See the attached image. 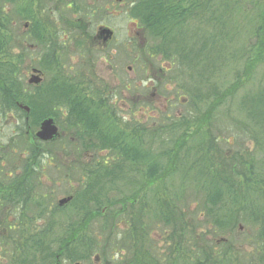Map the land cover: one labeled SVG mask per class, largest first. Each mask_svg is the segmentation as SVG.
I'll list each match as a JSON object with an SVG mask.
<instances>
[{"label": "rangeland", "instance_id": "1", "mask_svg": "<svg viewBox=\"0 0 264 264\" xmlns=\"http://www.w3.org/2000/svg\"><path fill=\"white\" fill-rule=\"evenodd\" d=\"M67 1L72 2L70 7L47 3L44 12L35 9L34 17L37 20L48 17L55 30L56 42L63 43L55 65L59 66L68 84L83 87L86 85L81 81L83 78L90 80L96 75L104 84L113 87V90L77 91L90 95L87 96L90 102L98 99V102L111 104L110 118L114 129L123 132V138L134 137L143 153L152 155L160 169H167L166 174L172 171L169 166L181 163L185 167L190 164V152L186 155V150L196 143L190 141V136L199 126V120L193 117L201 116L206 109L204 98L210 101L212 92L224 91L237 82L233 98L221 104L215 119L199 128L200 134L206 132V138L208 135L218 136L217 143L226 156L237 153L253 157L255 167H263V173L259 174L264 178V107L261 104V110H256L260 103L258 97L264 99V0H215L218 8L214 7L212 15L198 10L196 16L187 17L180 32L171 35L168 47L161 48L162 52L152 50L149 37L138 21L129 16L130 0ZM18 23L19 32L25 33L19 36L18 32L17 44L18 48H25L21 51L24 55L20 68L22 79L27 85L33 68L42 76L41 89L35 90L33 85L26 89L34 94L48 89L57 77L56 67H41L42 47L30 33L27 34L28 23ZM99 25H106L114 32L112 40L105 46L93 42ZM155 45H159V41ZM17 51L15 53L19 54ZM214 87L217 89L212 90ZM195 101L197 105L192 106ZM44 104L52 114L48 117H52L59 128L60 137L38 149L44 154L35 165L32 164L36 170L28 178L30 187L26 189L27 193H23L25 201H15L17 195L9 204L0 201V264H17V258L23 252L32 253V248L23 251L24 243L29 241L30 235L48 228L52 214L57 220H54L56 225L77 219L71 204L61 210L57 202L75 194L87 181L83 164H87V169L94 175L95 171L101 170L99 167L105 168L104 161L110 168L119 159L114 148L109 153H105L104 148L99 152L88 150L93 156H83L79 148H74L80 147L78 142L69 143L72 129L68 130L64 122L68 108L50 105L47 101ZM253 106L256 118L248 117V110ZM19 127L20 124L8 113L5 117L0 115V182L5 185L22 173L26 150L33 146V134L38 128H22L20 138ZM196 138L197 135L192 140ZM101 150L104 152L100 153ZM160 169L155 180L148 184L141 176L145 166L140 164L139 168L130 171L133 181L128 182V186L127 181L120 183L124 190L131 193L136 189L138 196L140 194L146 242L152 246L156 257L162 261L171 255L176 257L177 252L183 263L193 264L197 248L206 246L213 258L226 264H264V223L241 213L230 231L213 234L214 225L204 223L203 199L190 186V175L194 172L184 170L182 180L181 171L177 169L169 178L163 179ZM88 175L93 180V175ZM121 193L114 189L109 195L117 198ZM176 207L183 213L185 237L178 230L174 233L170 224L156 219L159 210L173 217ZM116 209L118 215L115 216L114 212L112 218L114 226L107 232L112 233L114 241L122 238L133 214L130 208L128 213H123L119 206ZM100 218L98 215L87 219V233H91L90 230L95 235L99 233ZM9 225H13L12 229L8 228ZM57 236L61 240L69 238L62 227L55 228L53 237ZM57 247L54 243L53 248ZM117 249L109 248L107 252L86 257L83 249L78 247L74 259L68 260L65 255H60L59 264L122 263L123 258L115 254ZM34 258L35 264H41L38 253Z\"/></svg>", "mask_w": 264, "mask_h": 264}, {"label": "trees", "instance_id": "2", "mask_svg": "<svg viewBox=\"0 0 264 264\" xmlns=\"http://www.w3.org/2000/svg\"><path fill=\"white\" fill-rule=\"evenodd\" d=\"M214 1L130 0L129 16L138 21L137 24L149 37L153 44L152 50L159 49L161 51L164 45L168 47L171 42V35L174 36L176 32H180L182 24L187 21H185L187 17L196 16L198 10L212 15L214 7L218 8V3ZM47 3L55 4L57 7L62 5L70 7L72 2L67 0H0V115L5 117L8 113L14 117L15 121L20 124L17 133L20 134L21 138L22 128L38 127L43 118L52 115L50 111L49 113L46 110L45 101L57 107L65 105L70 113L65 119L66 126L72 129V137L77 139L76 142L79 141L81 150L98 151L105 147L114 148L119 153V159L110 168H108V163L104 161L103 166L105 168L99 167L101 170L95 171L94 175L87 169V164L82 165L87 181L73 194L74 197L70 203L76 212L77 219L56 225L54 222L56 218L52 214V218L50 217L48 220V222L50 221L48 228H43L42 232L30 235L29 241L24 243L23 251L25 248H32V253L23 252L17 258V264H35L34 254L36 253L39 254L41 264H55L56 258L60 255H65L68 260H71L77 256L75 249L78 247L83 249V256L86 257L96 252L104 253L109 248L117 247L118 252L115 254L119 255L120 259L123 258L122 263L117 261L118 264H185L182 262L183 258L176 254L177 252L175 253L176 257L171 255L166 260L161 261L153 253L152 246L146 242V222L142 216L140 194L138 196L136 189L131 193L128 192V189L124 190L120 183L127 181L128 186V182L133 181V178L129 176L130 171L135 167L139 168V165L142 164L145 166V170L143 175L141 172L140 174L150 184L155 180L154 177L157 176L161 167L152 155L141 151L138 142L134 141V137L123 138V132L116 128L113 134L106 132L105 129L99 131L96 127V117L91 113L92 109L80 110L79 107L83 103H90V100L86 99L84 94H80L73 84H68L67 80L63 79L59 66L55 65L58 62V51L62 49V45L58 44L54 38L53 25L44 15L45 19H39L40 21L34 17L35 9H38V12H44ZM19 21H24V24L28 23L27 34L30 33L34 41L42 47L41 67L43 69L50 65L56 67L57 77L48 89L36 91L34 94L26 90L29 85L24 83L20 74L24 60L21 51L25 48L22 46L18 48L17 45L19 42ZM24 34L23 31L19 32V36ZM156 41H159V45H155ZM17 50L19 54L15 53ZM181 57L187 56L181 55ZM236 76L238 75L236 74ZM237 86L238 83L234 82L224 91L212 92L210 101H206L208 98L203 97L206 102V109L201 116L193 117V119L199 120L197 123L199 126L195 133L190 136V141L196 143L194 147H189L185 153L187 155L189 154L188 151L190 152V164L185 163V167L181 163L176 166H169V170H172L169 174H166V168L160 169L163 179L169 178L171 173L177 169L181 171L182 180L185 177L182 175L184 170L188 169L194 172L193 175H190V186L194 188L197 196L201 195L203 199L204 223L207 226L208 223L214 225L213 234L230 231L241 213L253 221L264 223V178L261 175L263 167L256 168L254 158H247L248 155L243 157L235 153L232 156H226L217 143L220 140L218 136L208 135V140L206 138L207 133L200 134L201 130H199L209 120L215 119L218 108L225 103V100L233 98ZM34 89L38 90L41 87ZM216 89L214 87L212 90ZM260 97H258L260 103L257 101L259 107H256V110L259 111L262 106L264 107V99ZM19 104L27 105L30 111L25 112L19 107ZM195 105H197V101L192 103V106ZM228 117H231L230 114ZM248 117L256 118L254 106L249 108ZM196 135L198 138L192 140ZM252 137H255L254 134ZM69 143L71 145L76 144L71 140ZM44 144L34 138L33 146L26 150L27 156L24 159V165H22L24 172L16 177L17 180H13L8 185H5V182H0V201L3 204L11 203L15 195L18 197L15 201H25L26 198L23 193H27L26 189L30 187L28 178L30 173L36 170L33 165L44 154L43 151H38ZM74 148L78 149V146ZM88 174L93 175V180ZM114 189H119L120 193L123 191L122 195L117 198L109 195V192ZM8 193L12 194L9 196ZM255 199L258 202H255ZM137 205L139 206L137 207ZM116 206L121 207L123 213H128L127 209L129 208L133 212L128 228L118 241H114L115 238L111 239L112 233H107L114 226L113 213L115 212V216L118 215ZM62 208L58 209L63 210ZM173 211L174 216L170 217V215L162 214L159 210L156 219L164 224H170L174 228V233L178 230L185 237V226L182 223L183 213L177 207ZM98 215L101 216V220L98 221L99 233L95 235L92 230H90L91 233H87V219L91 220ZM12 226L9 225L8 228L12 229ZM79 226L80 228H78ZM56 227H62L63 231L68 232L69 238L65 237L62 240L59 239V236L54 238L53 234ZM105 233L107 235L103 238ZM54 243L57 244V248H53ZM195 253L193 264H226L224 261L213 258L206 246L197 248ZM30 254L33 257L29 258Z\"/></svg>", "mask_w": 264, "mask_h": 264}, {"label": "flooded vegetation", "instance_id": "3", "mask_svg": "<svg viewBox=\"0 0 264 264\" xmlns=\"http://www.w3.org/2000/svg\"><path fill=\"white\" fill-rule=\"evenodd\" d=\"M102 27H106V28H109L111 31H112V37H113V30L106 26V25H99L97 27V31H96V34L94 35L93 37V42L95 44H103V46H105L110 40H112V37L111 38H108V39H104V35H101L100 34V30L102 29ZM75 44H78V42H74ZM62 46H63V43H61ZM82 83L84 84V82L86 83L85 86L83 87H79V88H76V90H113V87L107 85V84H104V82L96 75H93L92 76V79L90 80H84V78L81 80ZM78 79H77V83H78ZM42 83V81H41ZM81 86V85H80ZM83 93V92H82ZM93 93V92H92ZM84 96L85 98L87 99V94L84 93ZM90 97V95L88 96ZM93 98V97H92ZM97 99V98H96ZM94 102H90V103H83L81 105L80 110H83V109H87V108H93L92 109V114L96 117V127L99 131H103L104 129L106 130V132L108 131V133H111L113 134L115 129H114V126H113V119H111L110 117V112H111V104L109 102H98L97 100L95 99H92ZM65 106V105H63ZM67 110V109H66ZM67 113H65V117L67 118L70 113H69V110L66 111ZM79 120H81V118H79ZM66 122V120L64 121ZM41 123V122H40ZM39 123V124H40ZM54 124L57 126V124L55 123L54 121ZM40 126V125H39ZM58 127V126H57ZM67 129L69 130V128L67 127ZM58 131H59V128H58ZM60 137V134L59 136ZM58 137H55L54 139H52L50 142H53V141H56L58 139ZM70 140L71 141H77V139L74 137H70ZM79 142V141H78ZM79 151L83 152L82 155L86 156H89V157H92L93 154L90 153L88 150H80L81 147H79ZM104 149H106L105 153H109V152H113L112 148H109V147H105ZM73 152H78V151H72ZM99 152V151H98ZM104 152L103 150L100 151V153ZM21 172H24V168H21L20 170ZM56 260H58V257L56 258Z\"/></svg>", "mask_w": 264, "mask_h": 264}, {"label": "water", "instance_id": "4", "mask_svg": "<svg viewBox=\"0 0 264 264\" xmlns=\"http://www.w3.org/2000/svg\"><path fill=\"white\" fill-rule=\"evenodd\" d=\"M100 34L104 35V39H108L111 37L112 32L108 28H102L100 30ZM40 71L33 69L32 74L30 75L28 79L29 84H35L38 85L41 82V77H40ZM21 108H23L25 111H28L29 108L27 106L19 105ZM58 135V129L57 126L54 124V121L52 118H45L41 121L39 130L36 132L35 136L42 140V141H48L50 139H53ZM72 199V196L64 197L61 198L58 201L59 206H63L70 202ZM79 264V263H75Z\"/></svg>", "mask_w": 264, "mask_h": 264}]
</instances>
